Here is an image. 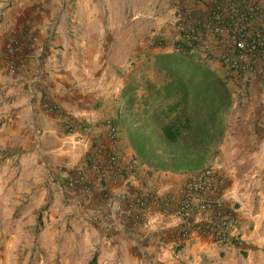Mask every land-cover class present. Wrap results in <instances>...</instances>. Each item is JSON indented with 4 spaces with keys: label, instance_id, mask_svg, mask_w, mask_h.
<instances>
[{
    "label": "crops",
    "instance_id": "1",
    "mask_svg": "<svg viewBox=\"0 0 264 264\" xmlns=\"http://www.w3.org/2000/svg\"><path fill=\"white\" fill-rule=\"evenodd\" d=\"M170 1L0 0V264H264V79L242 99L229 85L234 105L212 167L241 218L238 244L179 239L180 220L158 203L178 200L188 177L140 165L123 137L124 177L101 183L91 173L90 194L68 187L90 151L110 144L106 124L124 86L164 53L151 49L150 25L178 40L183 8H209ZM248 1L264 31V0H238ZM147 192L136 225L129 210ZM119 195L128 197L123 213Z\"/></svg>",
    "mask_w": 264,
    "mask_h": 264
},
{
    "label": "trees",
    "instance_id": "2",
    "mask_svg": "<svg viewBox=\"0 0 264 264\" xmlns=\"http://www.w3.org/2000/svg\"><path fill=\"white\" fill-rule=\"evenodd\" d=\"M151 49L164 52L153 57L157 80L142 76L128 82L109 121L140 165L200 179L220 154L234 105L232 75L196 57L182 32L171 46L159 39Z\"/></svg>",
    "mask_w": 264,
    "mask_h": 264
},
{
    "label": "built area",
    "instance_id": "3",
    "mask_svg": "<svg viewBox=\"0 0 264 264\" xmlns=\"http://www.w3.org/2000/svg\"><path fill=\"white\" fill-rule=\"evenodd\" d=\"M197 1L209 5L208 10L203 16L187 12L178 20L179 30L185 34L193 53L201 54L208 47L218 53L217 62L232 75L229 85L235 88L239 98H246L247 88L255 80L264 79V31L254 28L252 24L253 16L257 13L256 7L249 1L244 6L238 0ZM13 51H10L11 55ZM106 127L110 144L97 145L90 151L87 170L79 171L69 178L70 188L79 187L84 193L90 194L95 187L89 177L91 173L97 176L99 182L125 176L115 147L120 142V132L110 121ZM223 187L222 177L210 171L200 179L189 180L179 190L178 200L168 198L158 203L165 215L172 213L180 220L179 239L187 241L197 234L219 244L240 242L241 218L223 194ZM118 197L123 202L114 208L116 212L123 213V205L128 203V197ZM150 203V193H143L135 201L134 211L129 210L130 219L136 225L144 222L143 211ZM195 212L203 219L193 218Z\"/></svg>",
    "mask_w": 264,
    "mask_h": 264
},
{
    "label": "rangeland",
    "instance_id": "4",
    "mask_svg": "<svg viewBox=\"0 0 264 264\" xmlns=\"http://www.w3.org/2000/svg\"><path fill=\"white\" fill-rule=\"evenodd\" d=\"M177 0H171L170 2L175 3ZM179 1V0H178ZM169 2V3H170ZM169 11L172 10V5H169ZM182 10V9H181ZM181 15L179 17V15L177 17H175V21H174V26L177 27L178 26V20L182 19V17L189 11H185V7L183 8V10L181 11ZM194 13V12H193ZM172 20V19H171ZM170 26H172V24H170ZM173 26V27H174ZM181 32V31H180ZM173 29L168 28L167 30L163 31H155V29L152 28V25H150V47H152V44L155 42V40H161L162 42L165 43V45H172L173 43ZM159 34H163V36H158ZM168 48V47H166ZM168 50H165V52ZM217 52H215L213 49H210L209 47L205 49V52L201 53V54H197L196 57L201 58V59H207L208 61V65L212 68L217 70L219 73L222 72V68L221 65L217 62L216 58H217ZM210 55V56H209ZM153 56V55H152ZM208 56L211 57V59H208ZM153 60L154 58H150L148 61V65L144 66L143 68H140L141 70L137 71L135 74V78L136 80H140L142 76L147 77V79H149L150 81H156L157 80V75L155 70L153 69ZM132 66V67H131ZM131 66L129 65V69L134 67V64H131ZM149 77H153L152 79ZM213 171V169L211 170ZM225 188V183H224V187Z\"/></svg>",
    "mask_w": 264,
    "mask_h": 264
}]
</instances>
